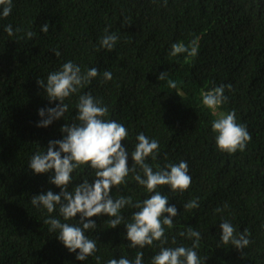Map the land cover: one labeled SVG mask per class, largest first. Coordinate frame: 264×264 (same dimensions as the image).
I'll return each instance as SVG.
<instances>
[{"label": "trees", "instance_id": "obj_1", "mask_svg": "<svg viewBox=\"0 0 264 264\" xmlns=\"http://www.w3.org/2000/svg\"><path fill=\"white\" fill-rule=\"evenodd\" d=\"M12 11L0 18V264H107L121 257L151 264L158 242L132 249L123 224L110 229L109 217H93L96 229L86 233L96 240L97 252L85 261L76 259L49 231V213L31 204L33 196L60 189L49 183V174L36 175L28 167L31 157L46 151L49 141L60 140V129L79 123V94L91 93L109 111L105 119L128 129L122 144L131 152L143 132L159 142V155L147 159L153 170L168 163L186 161L191 187L184 193L161 189L175 206L174 227L166 228L168 247H191L193 241L178 233L192 227L201 233L196 249L202 264H264V0H12ZM45 22L49 31H41ZM11 25L13 36L5 27ZM22 29V31H16ZM115 33L112 51L101 48L105 35ZM32 31L35 36L27 38ZM195 41L197 55L171 56V46L182 42L189 50ZM59 51L60 56L54 52ZM72 61L82 72L95 67L93 78L79 94L65 103L64 117L47 128L37 127L39 109L49 103L38 79ZM112 73L103 81L104 71ZM167 72L165 80H159ZM168 80L177 83L169 88ZM231 85L229 91L228 85ZM225 86L228 97L219 113L235 110L251 141L233 155L218 150L212 122L218 118L202 103L201 91ZM136 171L143 175L141 169ZM130 173L127 183L112 188L110 195L142 202L151 193ZM94 170L83 167L73 173L72 191ZM198 198L199 207L183 206ZM227 208L222 213L217 208ZM138 209L121 210L125 222ZM61 219L58 209L51 214ZM79 220V216L75 218ZM227 219L237 233L247 229L250 244L242 251L221 242L220 224ZM75 223V220L68 221ZM175 238L176 243L172 240ZM99 257V262L97 261ZM205 261V262H204Z\"/></svg>", "mask_w": 264, "mask_h": 264}, {"label": "clouds", "instance_id": "obj_2", "mask_svg": "<svg viewBox=\"0 0 264 264\" xmlns=\"http://www.w3.org/2000/svg\"><path fill=\"white\" fill-rule=\"evenodd\" d=\"M166 4L167 0H164V5ZM12 7V0H0V18H7ZM4 30L8 36L14 35L10 24ZM41 31L44 33L49 31L47 22L42 26ZM26 36L31 39L35 33L28 31ZM117 41L118 36L115 33L108 34V29H105L100 46L112 51ZM195 43L192 41L190 50L182 42L174 43L170 55L175 57L186 53L188 57H194L197 55ZM54 54L60 56L59 51H55ZM98 76H101V73L97 68L93 67L82 72L80 66L68 61L58 71L49 73L46 83L43 79H38L37 84L44 89L49 103H58L55 107L38 110L41 119L37 127L47 128L63 118L69 109L65 101L79 94L85 85L90 84L92 79ZM112 78L110 71L106 70L102 73L103 81H111ZM166 78L167 72L161 73L158 77L160 81ZM167 85L172 89L177 87V83L173 80H168ZM227 87L230 91L231 85ZM224 93L225 86L221 85L210 91L202 90L201 97L203 105L211 110L213 115L218 114V118L211 125L218 150L233 155L245 150L251 141V135L246 125L237 122L235 110L218 113L217 110L228 100ZM76 108L75 119L79 123H65L60 129L63 138L49 141L46 151L36 152L28 165L36 175L51 173L49 183L60 189L59 194L49 190L33 196L30 201L34 207L45 209L49 213V218L44 221L50 226L49 231L58 232L56 238L64 247L70 253H77V260L85 261L97 252L96 240L86 235L87 232L96 229V223L91 218L106 215L109 217L106 222L110 229H115L121 224L125 226L130 248L144 249L145 246H154L158 242L159 252L152 258L151 264H202L196 251L201 233L192 227H187L186 232L178 233L179 236L193 241L191 247L166 246L168 244L166 228L171 229L175 226L173 218L177 216V209L174 205L169 206L168 197L162 194L161 189L167 186L170 191L179 193L190 189L192 177L188 174L187 162L181 160L178 164L168 163L154 171L146 161L149 157L152 160L157 158L160 145L156 139H149L141 132L136 136L137 143L134 151L131 152L134 163L129 168L127 166L129 153L122 144L128 138V129L115 120L105 119L109 111L108 107L91 93L79 94ZM83 167L94 170V182L89 183L88 179H84L69 191L68 186L73 182L74 171ZM137 167L141 169L143 175L136 171ZM130 173H135L132 179L152 194L149 198L133 203L131 197L120 196L114 199L110 195L112 188H119L127 183ZM126 206L138 209L132 214L131 222H125L121 214V210ZM183 207L187 210L198 208V198ZM227 207L225 204L223 208L215 209V212L222 213ZM57 209L59 216L63 217L65 222L51 215ZM77 216H79L78 221L75 219ZM72 220H75V223L68 222ZM220 230V240L225 245L230 244L238 251H242L250 244L248 230L244 229L242 233H237L227 219L220 224ZM172 243H176L175 238ZM96 259L99 262L100 258ZM142 260L143 252L137 251L134 261L121 257L119 260L110 259L107 264H142Z\"/></svg>", "mask_w": 264, "mask_h": 264}, {"label": "rangeland", "instance_id": "obj_3", "mask_svg": "<svg viewBox=\"0 0 264 264\" xmlns=\"http://www.w3.org/2000/svg\"><path fill=\"white\" fill-rule=\"evenodd\" d=\"M218 111V110H217ZM218 113H219V111H218ZM217 116H218V114H217Z\"/></svg>", "mask_w": 264, "mask_h": 264}]
</instances>
